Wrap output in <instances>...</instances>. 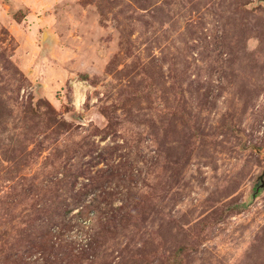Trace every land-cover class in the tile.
I'll return each mask as SVG.
<instances>
[{
    "label": "rangeland",
    "instance_id": "rangeland-1",
    "mask_svg": "<svg viewBox=\"0 0 264 264\" xmlns=\"http://www.w3.org/2000/svg\"><path fill=\"white\" fill-rule=\"evenodd\" d=\"M0 264H264V0H0Z\"/></svg>",
    "mask_w": 264,
    "mask_h": 264
},
{
    "label": "built area",
    "instance_id": "built-area-1",
    "mask_svg": "<svg viewBox=\"0 0 264 264\" xmlns=\"http://www.w3.org/2000/svg\"><path fill=\"white\" fill-rule=\"evenodd\" d=\"M70 86L73 90L75 102L77 104H81L85 99V95L89 85L86 83L85 80L79 77H73L72 80H70Z\"/></svg>",
    "mask_w": 264,
    "mask_h": 264
}]
</instances>
